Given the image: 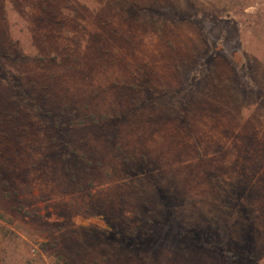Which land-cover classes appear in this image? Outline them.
Masks as SVG:
<instances>
[{
    "label": "rangeland",
    "instance_id": "1",
    "mask_svg": "<svg viewBox=\"0 0 264 264\" xmlns=\"http://www.w3.org/2000/svg\"><path fill=\"white\" fill-rule=\"evenodd\" d=\"M0 264H264V0H0Z\"/></svg>",
    "mask_w": 264,
    "mask_h": 264
}]
</instances>
